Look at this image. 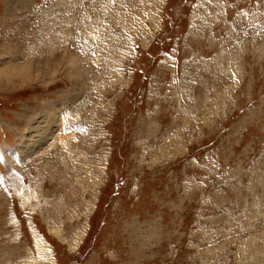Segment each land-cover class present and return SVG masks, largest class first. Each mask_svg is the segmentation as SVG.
Instances as JSON below:
<instances>
[{
    "label": "rangeland",
    "instance_id": "1",
    "mask_svg": "<svg viewBox=\"0 0 264 264\" xmlns=\"http://www.w3.org/2000/svg\"><path fill=\"white\" fill-rule=\"evenodd\" d=\"M4 57L0 264H264V0H0Z\"/></svg>",
    "mask_w": 264,
    "mask_h": 264
},
{
    "label": "snow or ice",
    "instance_id": "2",
    "mask_svg": "<svg viewBox=\"0 0 264 264\" xmlns=\"http://www.w3.org/2000/svg\"><path fill=\"white\" fill-rule=\"evenodd\" d=\"M209 2H211V0H209ZM7 63H8L7 57L0 58V70H3Z\"/></svg>",
    "mask_w": 264,
    "mask_h": 264
},
{
    "label": "bare ground",
    "instance_id": "3",
    "mask_svg": "<svg viewBox=\"0 0 264 264\" xmlns=\"http://www.w3.org/2000/svg\"><path fill=\"white\" fill-rule=\"evenodd\" d=\"M36 137V136H35ZM34 140H36V139H34Z\"/></svg>",
    "mask_w": 264,
    "mask_h": 264
}]
</instances>
